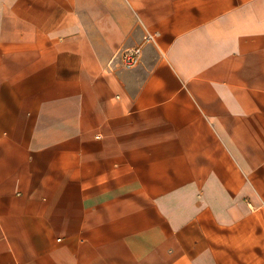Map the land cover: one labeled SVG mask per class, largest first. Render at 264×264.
Segmentation results:
<instances>
[{
    "label": "crops",
    "instance_id": "1",
    "mask_svg": "<svg viewBox=\"0 0 264 264\" xmlns=\"http://www.w3.org/2000/svg\"><path fill=\"white\" fill-rule=\"evenodd\" d=\"M0 264H264V0H0Z\"/></svg>",
    "mask_w": 264,
    "mask_h": 264
},
{
    "label": "built area",
    "instance_id": "2",
    "mask_svg": "<svg viewBox=\"0 0 264 264\" xmlns=\"http://www.w3.org/2000/svg\"><path fill=\"white\" fill-rule=\"evenodd\" d=\"M153 43H155V36L146 34L141 44L117 51L109 66L114 64L116 59H118V68L120 70H132L139 67L142 63L144 47Z\"/></svg>",
    "mask_w": 264,
    "mask_h": 264
}]
</instances>
